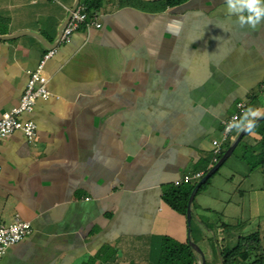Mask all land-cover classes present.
<instances>
[{
    "label": "crops",
    "instance_id": "1",
    "mask_svg": "<svg viewBox=\"0 0 264 264\" xmlns=\"http://www.w3.org/2000/svg\"><path fill=\"white\" fill-rule=\"evenodd\" d=\"M147 1L101 0V26L60 42L76 0H0V117L56 49L52 95L21 116L36 137L0 141V225L32 228L0 264L156 263L162 235L187 239L164 190L210 165L238 102L264 112V22L241 27L224 0Z\"/></svg>",
    "mask_w": 264,
    "mask_h": 264
},
{
    "label": "trees",
    "instance_id": "2",
    "mask_svg": "<svg viewBox=\"0 0 264 264\" xmlns=\"http://www.w3.org/2000/svg\"><path fill=\"white\" fill-rule=\"evenodd\" d=\"M185 1L187 0H158V1L149 0L146 2V5L147 4L150 6L152 5L151 10L162 11L168 7L176 6ZM81 2L85 6V11L89 19L92 18L94 12L99 9L101 4V0H83ZM140 3L142 5V2ZM249 104L250 102L246 103L245 107L248 108ZM242 116L243 114H240L239 118H241ZM233 131L234 129L224 141L220 153L213 154L214 156H212V160H210V165L204 167L203 171L201 172L202 173L201 178L221 158L226 148L230 145L232 141L231 134L233 133ZM251 132L256 134L258 137L254 138L252 141H245L244 139H247L250 133L247 132L238 142L235 149L239 145H241L242 154H240V158L244 159L250 168L259 167L264 176V119L256 123L252 128ZM243 141L245 142L243 143ZM235 149L233 150L232 154L234 153ZM214 157H216L215 161L213 160ZM219 168L212 174L211 177H209L206 180L204 184H202L198 188L194 196V199L192 201V204L198 192L201 191V189H203L210 182L211 178L218 172ZM196 183H197L196 180L182 181L177 185L174 184L168 187L163 192V201L171 209L183 215L185 217V220H186L187 201ZM243 224H244L243 221L237 223L221 222L220 224H216V225L214 223V228H215L214 230H216L217 232H221L224 234L233 232L237 235L236 242L232 246L228 245L225 242L226 241L225 238L221 240L219 239L216 240L215 243L216 246L213 247L211 250L214 253L215 258L218 260L216 264H220L219 258H221L223 264H264V247L261 244V235L259 230L252 231L249 233H242V229H240V227L242 228ZM205 227L209 228L208 225H205ZM210 229H213V227ZM192 240L199 245L198 242H200V240L197 239L198 242L195 241L193 238ZM218 252L220 257L218 255ZM98 257L99 255H97V257L93 256L89 258V260L84 264H95ZM205 261L207 264L206 257H205ZM100 264H104V263H100ZM148 264H198V258L196 257V252L188 244V239H185L184 241H179L169 235L164 234L161 237V245H160L157 262L156 263L150 262Z\"/></svg>",
    "mask_w": 264,
    "mask_h": 264
},
{
    "label": "rangeland",
    "instance_id": "3",
    "mask_svg": "<svg viewBox=\"0 0 264 264\" xmlns=\"http://www.w3.org/2000/svg\"><path fill=\"white\" fill-rule=\"evenodd\" d=\"M247 139L244 140L248 141ZM240 154L241 145L223 163L210 182L198 192L191 205L194 210L190 227L191 237L198 242L195 230L196 226H202L205 236L198 243L205 254L207 264H216L218 261L211 251L220 235L214 230V223L216 225L221 222L243 221L244 224L240 227L242 233L259 230L264 247V176L259 167L250 168L247 162L240 158ZM212 227L213 229H210ZM221 234L228 236L225 238L228 245L232 246L236 242L235 233Z\"/></svg>",
    "mask_w": 264,
    "mask_h": 264
},
{
    "label": "built area",
    "instance_id": "4",
    "mask_svg": "<svg viewBox=\"0 0 264 264\" xmlns=\"http://www.w3.org/2000/svg\"><path fill=\"white\" fill-rule=\"evenodd\" d=\"M95 14L89 20L85 11V6L82 2H78L73 10H70V17L63 27L60 42L68 41L74 31L81 26L89 28L94 26L99 28L100 22L95 21ZM56 52L55 48L46 50L41 56L36 68L29 72V77L26 81L24 91L21 95L19 104L3 113L0 117V141L10 137L16 131H21L28 139H33L37 135V125L31 120H22V114L30 112L37 99H47L52 93L48 87V79L42 74V69L46 61L51 58ZM237 111L229 115L223 120V140H225L235 127L230 126V122L238 120L240 114L245 111V102L237 103ZM214 154L220 153L221 142L214 141ZM216 160V157L213 158ZM202 176L201 172L186 174L174 182L175 185L182 181L199 180ZM31 224L28 221L15 218L8 224L0 225V257L4 255L7 248L21 241L31 233Z\"/></svg>",
    "mask_w": 264,
    "mask_h": 264
},
{
    "label": "clouds",
    "instance_id": "5",
    "mask_svg": "<svg viewBox=\"0 0 264 264\" xmlns=\"http://www.w3.org/2000/svg\"><path fill=\"white\" fill-rule=\"evenodd\" d=\"M226 10L230 15L237 17L241 27L245 25L255 30L264 22V0H224ZM264 115L260 110L248 108L238 120L230 122L231 127L238 131L251 132L256 118Z\"/></svg>",
    "mask_w": 264,
    "mask_h": 264
},
{
    "label": "water",
    "instance_id": "6",
    "mask_svg": "<svg viewBox=\"0 0 264 264\" xmlns=\"http://www.w3.org/2000/svg\"><path fill=\"white\" fill-rule=\"evenodd\" d=\"M78 0H76V4H77ZM76 4L73 6V8L71 10H73L76 6ZM70 17V14H69ZM68 17V19H69ZM38 36V35H37ZM50 46L52 44H49ZM264 113V112H263ZM264 119V115H261L260 117L256 118L254 121V125L258 122H260L261 120ZM248 131H240L231 141L230 145L226 148V150L224 151V153L222 154L221 158L212 166V168H210V170H208V172L199 180V182H197V184L195 185V187L192 189L191 194L188 198L187 201V209H186V222H187V239H188V244L191 246V248L196 252V257L198 258V264H206L205 261V256L204 253L202 251V249L200 248V246L198 244H196L190 235V225H191V218H192V201L194 199V196L196 194V191L198 190V188L204 184L206 182V180L212 176V174L223 164L224 161H226L232 154L233 150L235 149V147L237 146L238 142L241 140V138L247 133ZM219 255V252H218ZM220 257V255H219ZM220 264H223L221 261V258H219Z\"/></svg>",
    "mask_w": 264,
    "mask_h": 264
}]
</instances>
